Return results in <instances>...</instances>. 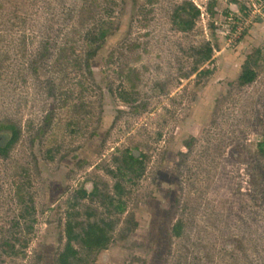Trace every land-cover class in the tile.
<instances>
[{"label":"rangeland","instance_id":"obj_1","mask_svg":"<svg viewBox=\"0 0 264 264\" xmlns=\"http://www.w3.org/2000/svg\"><path fill=\"white\" fill-rule=\"evenodd\" d=\"M103 26L90 77L72 53ZM7 120L0 264H57L67 221L99 218L115 227L91 264H264V0H0Z\"/></svg>","mask_w":264,"mask_h":264},{"label":"trees","instance_id":"obj_2","mask_svg":"<svg viewBox=\"0 0 264 264\" xmlns=\"http://www.w3.org/2000/svg\"><path fill=\"white\" fill-rule=\"evenodd\" d=\"M193 9H195V12H192L191 16L198 15L199 10L194 7ZM177 18L179 19L178 24L182 29L185 30L192 27V20H185L180 15H178ZM232 24L235 27L236 22ZM111 31L112 29L109 27L103 26L99 28L98 31L92 30L87 32L83 38L85 43L84 51H74V53H72V55H83L80 56L81 63H78V65L83 66L90 77H93L92 62L96 59ZM211 57L212 47L210 43H207L206 51L201 54L198 63L207 62ZM36 70L38 69L36 68ZM256 75V71L246 64L239 77V82L242 85H247L256 78ZM132 94H134L133 91H124L122 98L125 101L135 104L138 99ZM4 135L7 136V140L3 143L2 138ZM19 137V126H17L15 122L10 120L0 121V155H7L13 145L19 140ZM186 144H188V141ZM256 150L264 157V138L262 141L256 143ZM122 164L121 167H118V170L122 173L120 175L124 177L126 182L134 183L135 179L139 178L144 172L143 157L137 158L133 153H129L128 156L123 159ZM116 188L119 190V193L122 192L123 187L121 184H117ZM80 192L83 196L88 194L85 189H80ZM109 205L121 211L122 202L120 196L115 199H110ZM114 227L115 222L110 218H99L84 223L81 221L68 220L65 227L66 241L63 249L58 253L57 264H91L92 261L90 257L107 247L112 238ZM174 231L177 234L181 231L180 224L177 223V225H175Z\"/></svg>","mask_w":264,"mask_h":264},{"label":"water","instance_id":"obj_3","mask_svg":"<svg viewBox=\"0 0 264 264\" xmlns=\"http://www.w3.org/2000/svg\"><path fill=\"white\" fill-rule=\"evenodd\" d=\"M133 155H134L135 157H138V156H139V154H138L137 151H134V152H133Z\"/></svg>","mask_w":264,"mask_h":264}]
</instances>
